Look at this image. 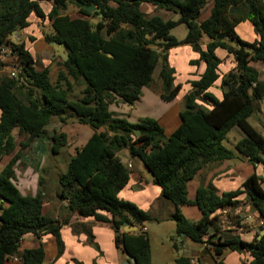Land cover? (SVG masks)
<instances>
[{"label":"trees","instance_id":"1","mask_svg":"<svg viewBox=\"0 0 264 264\" xmlns=\"http://www.w3.org/2000/svg\"><path fill=\"white\" fill-rule=\"evenodd\" d=\"M211 1L209 14L200 20L202 11ZM45 13L36 0H0V51L5 48L15 59L18 68L14 76L0 74V162L17 148V135L26 136L18 144V151L0 169V264L17 254L24 236L39 238L53 236L57 256L63 246L60 228L42 214L43 197L22 196L11 178L20 153L45 133L51 118L64 123L70 117L93 129V135L75 150L57 184L67 202L70 214L91 218L110 226L115 247L135 259V264H150L149 240L142 232L153 218L136 205L118 197L127 185L129 169L119 157L126 150L130 158H137L160 188L161 196L172 206L171 220L175 233L170 236L173 248L182 235L202 246L215 264L225 251L247 252L248 264H264V235L259 240L243 242L234 230L220 231L217 212L229 210L227 221L239 226L234 215L240 195L259 215L264 224L263 183L256 175L247 178L240 189L218 195L210 187H199L193 200L187 198V184L208 164L235 158L222 141L232 128L243 137L235 143V152L250 163L264 165V122L262 133L252 127L248 119L264 99V81L250 63L264 66V0H50ZM151 5L178 15L177 20H165L158 15L146 16L141 5ZM69 5L77 8L82 19H71L66 13ZM94 7L86 12L83 7ZM34 15L48 21L50 34L43 40L50 45H62L66 57L61 63L57 84L52 85L47 69L36 70L35 61L24 44H13L8 38L25 29ZM96 21V24L92 23ZM249 23L256 35L252 42L242 40L236 28ZM184 25L186 34L178 40L171 31ZM105 31L104 37L101 33ZM205 42V43H204ZM189 46L198 55L190 65L204 63L205 69L191 92L183 99L180 125L166 138L157 121L143 118L131 124L114 117L109 111L117 103L132 106L143 88L154 81L158 70L160 100L175 99L181 86L175 85V70L168 65L169 50ZM223 50L231 57L234 68L220 79L218 99L209 91L219 80L222 63L215 53ZM101 51L112 55L107 57ZM1 57V56H0ZM5 64L0 58V70ZM72 80L84 81L78 99L69 100ZM65 83V88L59 85ZM135 131L139 135H135ZM51 154H57L67 144L64 134L51 138ZM100 180L94 186L93 178ZM196 206L202 216L187 220L180 207ZM230 213L231 215L230 217ZM137 227L136 232H122L123 225ZM209 245L211 248H206ZM97 249V248H96ZM22 264H44L42 247L21 253ZM175 264H191L179 257Z\"/></svg>","mask_w":264,"mask_h":264},{"label":"crops","instance_id":"2","mask_svg":"<svg viewBox=\"0 0 264 264\" xmlns=\"http://www.w3.org/2000/svg\"><path fill=\"white\" fill-rule=\"evenodd\" d=\"M82 18V16H79L71 19ZM50 33L51 27L48 21H40L34 15H31L28 19V26L13 33L8 40L13 44H24L25 49L35 61L36 70L47 69L50 83L56 85L59 73L63 72L61 63L64 61L66 53L62 49L63 55H60L50 44L45 43L43 40L44 34ZM101 35L104 37L102 33ZM12 38L14 41H12ZM219 53L223 52L216 51L215 55L218 58ZM0 56L5 64L0 70V74L9 75L11 70L16 68L14 64H11L14 58L11 57L9 51L5 48L1 49ZM38 58L41 64L37 63ZM197 59L198 55L192 51L191 47L186 45L169 50L167 55L168 65L175 70V85L181 86L175 99L167 103L170 105L169 109L157 111L160 109L158 108L160 106L158 100H160L161 94L160 83L154 86L153 82L150 87L142 89L139 100L132 106L117 103V105H111L109 111L113 115L115 114L114 117L123 118L131 124H135L143 118L154 119L162 128L164 136L168 138L181 123L179 113L183 107L184 97L191 92V82H196L205 69L204 63H199L197 66L190 65L191 61H196ZM156 71L158 73V70ZM65 78L70 86L68 99L71 101L78 99L84 89V81L82 79L74 81L66 75ZM217 83L218 81L209 91L220 99L221 92ZM59 85L63 88L66 87L64 82H60ZM74 86L77 87L76 90H74ZM152 86L156 90L151 89ZM72 96L74 97L73 99L70 98ZM112 107L121 110H114ZM258 108L259 114H264V99L260 102ZM253 115H256L255 112L248 119L249 124ZM250 125L262 133L261 125L259 127ZM44 128V135L35 139L23 153H20L13 167L11 180L20 195L30 197L41 195L43 197L42 214L60 228L59 235L63 251L61 255L57 256L55 241L50 234L41 235L38 239L27 235L21 240L17 254L14 255L16 260L8 258L4 264H22L20 261L21 253L25 250H33L39 247H42L44 251V264H121L122 262L126 264L125 255L115 247L114 232L110 226L96 222L91 218L70 214L67 210V202L62 197L61 190L57 184L58 177L65 171L70 158L74 156L75 150L81 148L87 142L94 133L93 129L87 125L78 124L73 117H70L64 123L57 118H51ZM59 133L65 135L67 144L59 153L51 154V138L54 134ZM12 134L14 137L16 136L17 148L14 153L1 160L0 169L17 153L18 144L26 140V136H18L16 130ZM232 146L231 151L234 152L235 158L206 165L188 182L187 198L189 200L194 199L199 187H210L218 195L238 190L243 182L253 174L263 181L261 187L264 191V165L261 163L253 165L247 158L241 157L235 152V144ZM126 153V150H122L118 155L123 164L126 166L130 164L131 166L129 169V180L118 197L147 212L153 220L162 216L171 218L174 211L172 204L161 196L160 188L153 184L151 176L148 178L140 171L139 165L134 162V158L127 157ZM62 163L64 164V170H62V165H60ZM93 182L94 186H98L100 180L94 177ZM237 200L240 204L236 208L234 215H239V226H234L233 230L243 242L248 243L253 240H259L264 235L262 219L248 203H244V195H240ZM180 212L187 220L192 222L198 221L202 216L200 210L193 205L180 207ZM227 215L229 216V210H227L225 217L221 215L220 211L217 212L220 220V231H223V227L229 223L226 218ZM231 215L233 214L230 213V217ZM135 228L136 232L137 227ZM144 229L145 233H148L149 229L146 224ZM182 241V243H179L180 241L177 240L178 246L176 250L180 248V251L176 256L168 260V264H175V259L179 257L194 260L193 264L210 263L208 256L213 261L211 255L205 253L201 245L197 244L199 246L197 249L188 243V239L183 238ZM220 260L222 264H248L251 261V257L247 252L225 251ZM150 264H152V259H150Z\"/></svg>","mask_w":264,"mask_h":264},{"label":"rangeland","instance_id":"3","mask_svg":"<svg viewBox=\"0 0 264 264\" xmlns=\"http://www.w3.org/2000/svg\"><path fill=\"white\" fill-rule=\"evenodd\" d=\"M36 1L39 2L44 12L47 13L49 11L50 5H51L50 0H36ZM211 5L212 3L211 1H209V3L205 6L204 10L202 11L200 20H203L204 18L208 16ZM141 11L146 16L158 15L165 20L169 19V20L175 21L178 18V15L175 13L167 12L163 10L156 11L151 5H148V4L141 5ZM65 14L69 15L71 18H78L79 16L81 17V15L77 11V8L72 5L68 6ZM104 32L105 31H102L103 35L105 34ZM236 33L242 40L247 41V42H252L256 38V35L249 23H244V24L239 25L236 29ZM185 34H186V28L184 25H178L171 31V35L174 36L176 39H182L185 36ZM12 41H14L13 38H12ZM51 46L54 48V50L59 52L60 55H63V51L59 46H55V45H51ZM218 52H223V53H219V59L222 60V63L219 65L218 72H217L219 76V80L217 84H219L220 79L222 77H224L228 72H230L234 68V64H233L231 57H228L223 50H218ZM37 63L41 64L39 58L37 60ZM11 64H14V65L16 64L14 59L11 62ZM250 66L254 68L259 74V81H264V66L260 63H250ZM153 82H154L153 83L154 86L156 84H159V81L157 79V71H155L154 73ZM154 86H152L151 89L156 90ZM76 89L77 87L74 86V90ZM70 98L73 99L74 97L72 96ZM158 104H160V106L158 107L160 109L157 108L158 109L157 111H161L163 109L167 110L170 108V105L160 100H158ZM112 108L118 111L121 110V109L114 108V107ZM255 114L257 115V117L256 115H253L251 118L252 120L250 124H252L255 127H259L262 124V122H264V114H261V113L259 114L258 110L255 111ZM242 137L243 135L239 129L232 128L229 131V133L226 135L225 139L222 141V144L227 149L232 150V147H233L232 145H234ZM23 151H25V149ZM126 154H127V157H129L128 153ZM134 162L135 163L137 162V164L139 165L138 168H140V171H142L149 178L150 177L149 173L146 171L144 166H142V163L139 161V159L134 158ZM60 165H62V170H64L65 169L63 166L64 164L62 163ZM162 215H164V213H162ZM146 225L148 226V229H149L148 233L146 234L149 240V251L151 255L150 259H152V264H168V260L171 257L176 256L177 253H179L180 251V248L177 250L173 248V242L170 240V236L174 232V222L171 220V218H168V217L164 218L162 216L159 219H156V220L154 219L146 223ZM188 243L194 248H197V249L199 248L198 246L199 244L197 245V243H194L191 241H188ZM208 258L210 260V263H206V264H214V262L211 260L209 256ZM121 264H124V263L122 262Z\"/></svg>","mask_w":264,"mask_h":264},{"label":"water","instance_id":"4","mask_svg":"<svg viewBox=\"0 0 264 264\" xmlns=\"http://www.w3.org/2000/svg\"><path fill=\"white\" fill-rule=\"evenodd\" d=\"M68 1H69V2H74V0H68ZM83 10L86 11V12H90V13H92V12H94V7H93V6H90V7H83ZM92 23H93V24H96V21H95V20H92ZM58 46H59L61 49H63V46H62V45H58ZM101 52H102L104 55H106L107 57L112 58V55L107 54V53H105L104 51H101ZM134 133H135L136 136L139 135V132H138V131H135ZM135 230H136V228H135L134 226H128L127 224H124V225H123V232H124V233H132V232H135ZM182 237H183L184 239H187V237L184 236V235H182ZM125 257H126V260H127L126 264H135V259H134V258H132V257L129 256V255H125Z\"/></svg>","mask_w":264,"mask_h":264},{"label":"built area","instance_id":"5","mask_svg":"<svg viewBox=\"0 0 264 264\" xmlns=\"http://www.w3.org/2000/svg\"><path fill=\"white\" fill-rule=\"evenodd\" d=\"M16 68H13L12 70H11V72L9 73V75L10 76H14L15 74H16ZM130 164H127V168L128 169H130ZM220 213H221V215H223L224 217L226 216V214H227V210L226 209H221L220 210ZM234 229V226L232 225V224H230V223H227L224 227H223V230H233ZM142 232H145V229L143 228L142 229ZM205 247L206 248H211L209 245H205ZM8 258H10V259H12V260H16L15 259V257H14V255L13 256H9ZM190 263L191 264H193L194 263V260H190Z\"/></svg>","mask_w":264,"mask_h":264}]
</instances>
